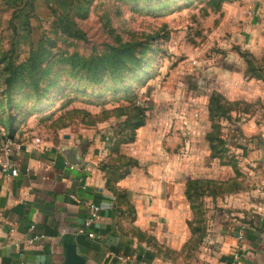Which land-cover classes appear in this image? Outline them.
Segmentation results:
<instances>
[{"label":"crops","instance_id":"0c3cea01","mask_svg":"<svg viewBox=\"0 0 264 264\" xmlns=\"http://www.w3.org/2000/svg\"><path fill=\"white\" fill-rule=\"evenodd\" d=\"M244 16L248 28H226L224 66L150 94L132 137L16 135L8 151L0 139V166L18 169H0V264H65L69 243L83 264H264V11ZM32 222L44 236L27 245Z\"/></svg>","mask_w":264,"mask_h":264},{"label":"rangeland","instance_id":"374dc122","mask_svg":"<svg viewBox=\"0 0 264 264\" xmlns=\"http://www.w3.org/2000/svg\"><path fill=\"white\" fill-rule=\"evenodd\" d=\"M263 4L0 0L2 143L16 135L48 137L83 129L105 135L124 128L129 134L125 126L141 118L154 91L183 89L200 74L207 78L216 63L224 66L226 28H248L245 12L264 11ZM242 53L255 66L256 57Z\"/></svg>","mask_w":264,"mask_h":264},{"label":"built area","instance_id":"2783aa9c","mask_svg":"<svg viewBox=\"0 0 264 264\" xmlns=\"http://www.w3.org/2000/svg\"><path fill=\"white\" fill-rule=\"evenodd\" d=\"M111 132H113V131H111ZM110 134H108V133L105 134V136H104L105 139H108ZM35 140H38V138H35ZM11 144H12L11 139H9L5 143H3L5 151L9 150ZM0 169L2 171H8L12 175L16 174L17 170H18L16 167L11 166L9 164V162H7V161H4L1 163ZM71 196H74V195L71 194ZM84 204H86V206L88 207V213L83 220V224H82L83 228L86 230V233L90 238L98 239V238H100V234L93 229V223L98 216L100 206H99V204L95 203L92 200H86L84 202ZM9 230L13 231L14 227H10ZM28 232H29V234L25 240L27 245L34 244L37 240H40L44 236L43 232H40L37 229L36 224L34 222L29 224ZM205 239L208 240L207 236H205ZM234 255L236 256L237 254L235 253ZM21 264H23V263L21 262Z\"/></svg>","mask_w":264,"mask_h":264},{"label":"trees","instance_id":"16d2710c","mask_svg":"<svg viewBox=\"0 0 264 264\" xmlns=\"http://www.w3.org/2000/svg\"><path fill=\"white\" fill-rule=\"evenodd\" d=\"M9 63L10 64H14V62L12 60H10ZM11 69H12L11 70V73H12L13 72V67H11ZM209 102H210V116H212V117H215V116L218 117V116H220L221 115V112L224 110L223 109V102L221 101V96L218 93L217 94L216 93H213L211 95V98H210ZM146 107L147 106L145 105L144 108H142V109L143 110H146ZM144 116H145V112L141 116L140 119H138L136 121H131L130 123H128L129 125H127V127L125 126V128L128 129L127 131H129V134H126L125 133L126 130L123 127H122L123 129H121V128L120 129H117L116 132L118 134L120 132H122V133L124 132V134H126L125 135L126 137H128V138L132 137L134 128L143 123ZM7 131H8L9 134L11 133V131H10L9 128L7 129Z\"/></svg>","mask_w":264,"mask_h":264},{"label":"water","instance_id":"95a60500","mask_svg":"<svg viewBox=\"0 0 264 264\" xmlns=\"http://www.w3.org/2000/svg\"><path fill=\"white\" fill-rule=\"evenodd\" d=\"M65 264H83V258L77 254L72 243L68 244Z\"/></svg>","mask_w":264,"mask_h":264}]
</instances>
